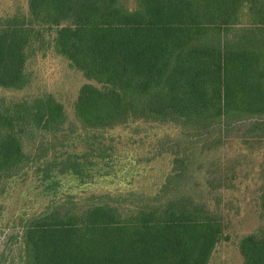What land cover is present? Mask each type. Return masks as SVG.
I'll list each match as a JSON object with an SVG mask.
<instances>
[{"label":"trees","instance_id":"16d2710c","mask_svg":"<svg viewBox=\"0 0 264 264\" xmlns=\"http://www.w3.org/2000/svg\"><path fill=\"white\" fill-rule=\"evenodd\" d=\"M48 53L86 80L81 128L65 130L52 94L0 97V192L31 181L44 199L6 217L0 264H212L232 240L244 164L264 149V0H28L0 16V89L28 88V65ZM141 125L179 135L157 141V158H127L109 135ZM234 132L244 149L223 159ZM45 134L53 141L27 155ZM131 160L129 187L109 189ZM257 176L261 224L238 242L243 264H264V157Z\"/></svg>","mask_w":264,"mask_h":264},{"label":"rangeland","instance_id":"374dc122","mask_svg":"<svg viewBox=\"0 0 264 264\" xmlns=\"http://www.w3.org/2000/svg\"><path fill=\"white\" fill-rule=\"evenodd\" d=\"M28 7V0H0V16H6L8 14H13L19 10H26ZM28 71L32 74L31 85L23 91L13 92L0 89V97L10 98V99H27L40 97L44 94H52L56 99L64 103L67 108L69 121L65 127L73 130H80L81 125L76 121L73 114V103L75 102L80 88L86 83L84 77L71 70L68 62L61 57L56 56L53 53H48L47 56H39L37 59L32 60L28 65ZM142 126V125H141ZM144 131L139 136L134 133V128L129 129H118L110 133V137H114L121 143V152H124L128 157L133 156H151L157 158L159 154H163V148H157V141L163 138L165 135H169L175 138L179 135L177 128L173 127H152V126H142ZM178 133V134H177ZM177 134V135H176ZM131 135H134L137 141L145 140V143L139 145L137 142L134 144V150L128 145L126 146L124 142L131 139ZM143 137V139L141 138ZM49 141H53V137L50 134H45L37 138V140L27 143L25 146V152L30 157H33L40 146H47ZM119 146V147H120ZM243 144L241 142V134L239 132H234L228 138L227 144H225L224 151L221 152V157H233L237 153L243 151ZM261 151L256 155L254 165L250 166L247 163L244 165L249 168L250 175L247 180L243 181L242 188L239 191H234L231 193L233 199L236 201V205H233L232 210H230V233L232 235V240L229 243H224L221 245L217 251L212 264H243L242 257L238 251L239 240L247 234L254 232L261 224L260 210L258 207L257 188L262 182L257 176V170L260 163L264 157V149H257ZM134 160H131V164L128 168V172L122 171L117 177L115 183L109 185V189L123 190L128 188L129 181L132 180L134 175L131 173V165L134 164ZM163 172L159 171V167L155 171L146 170L143 177L148 178L149 175H153V179L147 185L141 182L140 186L148 187L154 180H160ZM19 182L9 181L5 189L8 187L10 191L0 192V207L5 206L7 210L4 212V221L0 222V254L1 249L4 248V243L6 241L7 234L4 233L6 224V217L13 212L15 209L26 208L29 204V200L33 199L38 204L36 206L42 205L44 199L37 198L35 193L32 192L34 183L26 185H21L18 187ZM70 187V183L67 184ZM137 186V184H134ZM139 186V187H140ZM138 187V186H137ZM138 187V188H139ZM83 190L75 188L73 192H82ZM97 192L101 191V187L96 188ZM228 195H226L227 197ZM35 206V207H36Z\"/></svg>","mask_w":264,"mask_h":264}]
</instances>
